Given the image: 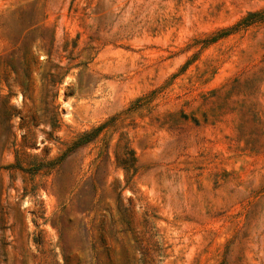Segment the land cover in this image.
<instances>
[{
  "label": "rangeland",
  "instance_id": "obj_1",
  "mask_svg": "<svg viewBox=\"0 0 264 264\" xmlns=\"http://www.w3.org/2000/svg\"><path fill=\"white\" fill-rule=\"evenodd\" d=\"M260 11L0 0V264H264Z\"/></svg>",
  "mask_w": 264,
  "mask_h": 264
},
{
  "label": "trees",
  "instance_id": "obj_2",
  "mask_svg": "<svg viewBox=\"0 0 264 264\" xmlns=\"http://www.w3.org/2000/svg\"><path fill=\"white\" fill-rule=\"evenodd\" d=\"M256 23H264V11L249 14L240 23L233 26L232 28L222 30L223 33L221 37L227 36L229 33L239 31L245 27H249ZM117 120H118L117 118L110 119L92 128L91 130H87V131L80 133L75 139V141L72 143V145L68 147V149L64 152V154L59 158V161L64 159L65 156H67V154L73 150L89 145L91 143H96L102 135H106L108 131L114 130V128L117 126L116 125ZM122 140L123 139H121V141ZM107 147L108 145H106V148ZM117 148L119 151V155H117V160L120 166L127 173H130L131 171H136L137 170L136 168L137 159L135 157L133 150L130 147L129 140L127 139L124 145L118 144Z\"/></svg>",
  "mask_w": 264,
  "mask_h": 264
}]
</instances>
